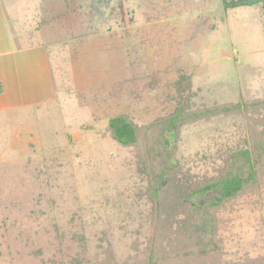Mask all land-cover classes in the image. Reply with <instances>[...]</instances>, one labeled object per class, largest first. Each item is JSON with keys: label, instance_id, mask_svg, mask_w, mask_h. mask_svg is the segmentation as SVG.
Listing matches in <instances>:
<instances>
[{"label": "rangeland", "instance_id": "rangeland-1", "mask_svg": "<svg viewBox=\"0 0 264 264\" xmlns=\"http://www.w3.org/2000/svg\"><path fill=\"white\" fill-rule=\"evenodd\" d=\"M116 1L0 0L21 61L48 63L47 80L0 92V264H43L75 230L119 260L140 258L152 206L138 196L131 152L107 136L109 118L144 124L172 112L183 74L199 103L264 98V1L126 0L127 25ZM237 121L187 124L171 163L211 170L221 143H239ZM220 216L225 260L264 254V190Z\"/></svg>", "mask_w": 264, "mask_h": 264}, {"label": "trees", "instance_id": "trees-1", "mask_svg": "<svg viewBox=\"0 0 264 264\" xmlns=\"http://www.w3.org/2000/svg\"><path fill=\"white\" fill-rule=\"evenodd\" d=\"M264 0H223L227 8L250 6ZM121 23L133 22L126 0H117ZM129 17V18H128ZM172 112L140 124L126 113L109 118L106 133L129 149L139 177V198L151 202L146 252L119 260L111 244L96 247L80 230L70 235L67 246L58 236V252L42 259L43 264H234L224 259V242L218 235L224 222L221 212L230 211L247 194L264 190V98L206 103L195 101L199 94L192 79L183 74L173 84ZM234 116L239 143H221L211 170L195 172L179 161L171 163L173 152L165 131H176L177 141L187 124L208 122L215 117ZM233 135V133L231 134ZM177 150V145L174 152ZM166 171L170 172L164 178ZM213 192L200 204L196 195ZM42 254V250L38 254ZM238 264H264V254H246Z\"/></svg>", "mask_w": 264, "mask_h": 264}, {"label": "crops", "instance_id": "crops-1", "mask_svg": "<svg viewBox=\"0 0 264 264\" xmlns=\"http://www.w3.org/2000/svg\"><path fill=\"white\" fill-rule=\"evenodd\" d=\"M0 3V8H2ZM5 7V6H4ZM17 27V26H16ZM13 25L9 23L8 16L0 10V92L3 94L7 88L17 91L21 85L47 80L48 66L45 61L41 68H34L33 58L21 61V42L15 41L14 34L11 35ZM8 30V32H7ZM9 33V34H8ZM5 42L7 44H5ZM16 42V43H15ZM29 46V44H28ZM31 47V46H29ZM50 67V66H49ZM35 71V76H34ZM50 80V79H49ZM48 80V81H49ZM38 85V84H36ZM23 87V86H22ZM17 93V92H16Z\"/></svg>", "mask_w": 264, "mask_h": 264}, {"label": "water", "instance_id": "water-1", "mask_svg": "<svg viewBox=\"0 0 264 264\" xmlns=\"http://www.w3.org/2000/svg\"><path fill=\"white\" fill-rule=\"evenodd\" d=\"M165 134L166 137L170 140L169 148L172 149L174 146V139L176 137L175 130L173 129L172 131H167Z\"/></svg>", "mask_w": 264, "mask_h": 264}]
</instances>
